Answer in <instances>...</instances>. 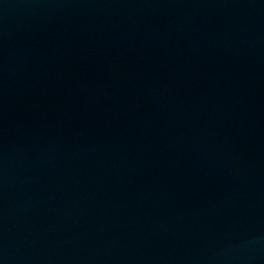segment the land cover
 I'll return each mask as SVG.
<instances>
[{"label":"water","instance_id":"95a60500","mask_svg":"<svg viewBox=\"0 0 264 264\" xmlns=\"http://www.w3.org/2000/svg\"><path fill=\"white\" fill-rule=\"evenodd\" d=\"M0 264H264V0H0Z\"/></svg>","mask_w":264,"mask_h":264}]
</instances>
